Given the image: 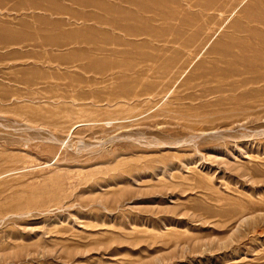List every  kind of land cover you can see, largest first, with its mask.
Returning a JSON list of instances; mask_svg holds the SVG:
<instances>
[{
    "label": "rangeland",
    "instance_id": "374dc122",
    "mask_svg": "<svg viewBox=\"0 0 264 264\" xmlns=\"http://www.w3.org/2000/svg\"><path fill=\"white\" fill-rule=\"evenodd\" d=\"M0 264H264V0H0Z\"/></svg>",
    "mask_w": 264,
    "mask_h": 264
},
{
    "label": "bare ground",
    "instance_id": "6f19581e",
    "mask_svg": "<svg viewBox=\"0 0 264 264\" xmlns=\"http://www.w3.org/2000/svg\"><path fill=\"white\" fill-rule=\"evenodd\" d=\"M241 74V73H240Z\"/></svg>",
    "mask_w": 264,
    "mask_h": 264
}]
</instances>
